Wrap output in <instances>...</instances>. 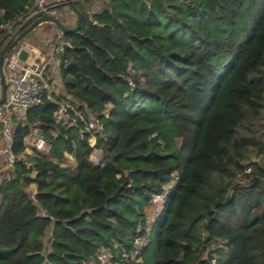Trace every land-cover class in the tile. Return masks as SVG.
<instances>
[{
    "label": "trees",
    "instance_id": "1",
    "mask_svg": "<svg viewBox=\"0 0 264 264\" xmlns=\"http://www.w3.org/2000/svg\"><path fill=\"white\" fill-rule=\"evenodd\" d=\"M75 1L83 20L64 34L61 72L102 123V163L79 117L67 128L56 103L30 109L13 151L39 124L55 159L35 156L34 176L18 163L0 183V264H89L102 248L120 264H264V139L238 130L264 112V0H108L99 12ZM32 6L0 0V39ZM251 148L261 162L243 175ZM174 174L141 261L127 262L122 248L145 233L151 196Z\"/></svg>",
    "mask_w": 264,
    "mask_h": 264
},
{
    "label": "built area",
    "instance_id": "2",
    "mask_svg": "<svg viewBox=\"0 0 264 264\" xmlns=\"http://www.w3.org/2000/svg\"><path fill=\"white\" fill-rule=\"evenodd\" d=\"M62 7H65V9L69 8L64 0H33V6L30 11L11 24L17 26L22 23L20 26L23 29L26 25H30L33 21L43 16L51 15L58 18V14L61 13L60 8ZM74 19H76V17ZM9 25L10 24L3 27V33L0 39V43L3 44L0 49V58L3 50L19 35V31L15 34H11V30L5 35L4 31H7L6 27ZM71 25L72 24H70L69 27H72ZM64 34L65 33L60 30L57 40L55 42L47 43V46L50 45V49L47 51L45 58H42L39 55L35 57L33 55V46L23 39L19 41L5 57L3 68L4 72L5 70L9 72V77L6 76V97L2 104H0V183L16 178L15 168L18 163L22 162L27 164L28 167L31 166L29 164L33 163L32 159L27 160L25 156L27 152L28 154L32 153L29 146H32V150L37 152V156L48 157L52 160L55 159L52 155V143L44 136L36 133L37 130L41 131V126L39 124H36L31 132L25 137V152L22 154H16L13 151L15 132L20 125L25 124L28 111L43 104L47 100L56 103L58 106L54 114L57 123L67 128L75 127L77 125V117H79L85 126L84 130H86V132L90 130V127H93V132L97 131L98 127H100L102 133L103 126L98 116L90 111L86 103L79 101L72 95L68 94L65 89L61 72V63L65 54V47L68 44L64 41ZM23 51L28 52V57L25 60L21 58V53ZM38 57L43 59L39 65L37 63ZM9 85L11 86L10 91ZM1 95L2 84L0 77V98ZM71 112L74 115H72ZM103 112L102 114L105 115V117H108L110 114L106 115ZM92 133H90L89 136V144L94 149L91 154V161L95 165H101L103 158H97L94 156L100 151L97 150L99 148L97 147V142L95 144L91 141V136H93ZM100 134H98L97 137ZM56 135L57 134H55V136ZM255 163H257V161L247 162L244 165L243 175L251 173L255 167ZM32 171H35V168L32 167ZM173 176L174 179L165 185L163 193L153 194L151 196L150 205L152 207L153 205H158V208L155 210L156 216L153 221L150 222L149 217L146 216L148 226L146 227L145 233H139L135 237L132 249L126 250L125 248H122V258L127 262L141 261L143 251L150 241L152 224L161 214L166 203V196L172 190L178 179L177 174H174ZM35 194L32 195V197H34ZM49 232V244L47 245L44 241V253L46 255L52 250L53 243L51 238L52 232ZM115 259L116 256L114 252L110 249L102 248L96 253L95 258H93L89 264H120V262L115 261Z\"/></svg>",
    "mask_w": 264,
    "mask_h": 264
},
{
    "label": "rangeland",
    "instance_id": "3",
    "mask_svg": "<svg viewBox=\"0 0 264 264\" xmlns=\"http://www.w3.org/2000/svg\"><path fill=\"white\" fill-rule=\"evenodd\" d=\"M52 1V0H51ZM98 2L96 4V6L98 7V10L101 11L105 8H107L108 6V0H94L93 2ZM93 2H91L92 4H88V7L89 9L93 10L94 9V6L92 7V5L94 4ZM87 7V6H86ZM63 10H65V7H62L60 8V12L58 14V16L64 20V22H67V23H70L72 24L71 26H74V24L76 23V19H74V16L73 18L71 19H68L65 15H64V12ZM75 15V14H74ZM76 17V16H75ZM22 23L18 24L16 29H18L20 27ZM59 32V28L52 22V21H44L42 22L41 24H39L33 31H31L28 35H26L25 38H23V40L29 42L33 48H34V53L33 55L35 57L38 56V53H39V50L43 47L42 43H41V40L42 38H48L50 35H53V34H57ZM57 40V37L55 35H53V37H51V40L49 41L50 43L51 42H55ZM46 49L47 51L50 49V45L46 46ZM43 61V59L41 57H38V65ZM129 72L131 74H135V72L132 70V69H129ZM5 75L7 77H9V72L7 70H5ZM11 90V86L9 85V91ZM112 106L109 105L107 107V109L103 112L105 113L106 115H108L110 113V110H111ZM72 118V116H71ZM74 118V117H73ZM247 123L249 124V126L247 125ZM239 133L241 135H250V136H254L256 138H260V139H264V112L258 117V118H252L250 120V122H245L244 124H241L239 126ZM35 132V131H34ZM87 132L89 133H92L93 132V127H90V130H88ZM36 133H39L38 135H41V136H44L42 131L40 130H37ZM57 132L56 131H52L51 132V135H55ZM83 133H86V130H82V134ZM101 133V128L98 127V130L97 131H94L92 133L93 136H91V141L92 143H95L97 142V135ZM97 134V135H96ZM102 138H105V135L103 134V132L100 134ZM45 137V136H44ZM182 143V140L180 138H178L176 140V144L177 146H180ZM53 145V144H52ZM31 149L30 151L32 152L31 154L27 152V154L25 155L26 156V159L27 160H30V159H33L34 156H37V152L35 150H32V146H29ZM98 151L100 152H97L96 156L97 158H103V152L101 151V149H97ZM245 156V164L248 162L247 161V153L244 155ZM96 159V158H95ZM248 159L250 160V162H254V161H257V163L261 162V158H258L256 155H255V149L254 148H251L250 149V152H248ZM61 164L64 166V167H75L76 166V160H75V156L73 154H66V157L65 159H63V161H61ZM31 165L30 167L32 168H35V164L32 163V164H29ZM233 171V168H231V173ZM229 172V171H228ZM33 176L36 174V171H32L31 173ZM223 177L228 180L229 178L227 177V173H224L223 174ZM240 178V177H239ZM213 181H215L217 184L221 182V175L220 174H216L214 177H213ZM237 181H238V178H237ZM241 183H243V185H247V181H241ZM35 186L36 185H31L29 188H28V191L29 193L32 195H34V191H35ZM37 189V188H36ZM2 205V197L0 195V207ZM158 208V205H153V207L150 205L148 208H146L144 214H146L147 217H149V221H153L154 217L156 216L155 213H156V209ZM52 230V229H51ZM50 239V232L48 233V235L44 238V241L46 242V244L48 245V240ZM118 246V245H117ZM214 262H216V260H214Z\"/></svg>",
    "mask_w": 264,
    "mask_h": 264
},
{
    "label": "water",
    "instance_id": "4",
    "mask_svg": "<svg viewBox=\"0 0 264 264\" xmlns=\"http://www.w3.org/2000/svg\"><path fill=\"white\" fill-rule=\"evenodd\" d=\"M64 2L66 3V5L71 9V11L76 16V23L74 26L69 27V26L64 25L61 22V20L55 16L48 15V16L40 17V18L36 19L35 21H33L23 31H21V33H19V35L15 38V40L3 50L2 54H1V58H0V77H1V84H2V95L0 98V104H2V102L5 100L6 93H7L6 75H5L4 68H3L4 60H5L7 53L19 41H21L23 38H25L26 35H28L31 31H33L39 24H41L44 21H48V20L52 21L64 33H75V32L79 31V29L81 27V22L83 20V14H82L81 10H79V8L76 6L75 0H64ZM27 57H28V52L23 51L21 53V58L25 60Z\"/></svg>",
    "mask_w": 264,
    "mask_h": 264
},
{
    "label": "crops",
    "instance_id": "5",
    "mask_svg": "<svg viewBox=\"0 0 264 264\" xmlns=\"http://www.w3.org/2000/svg\"><path fill=\"white\" fill-rule=\"evenodd\" d=\"M79 1H84V0H79ZM94 0H92V2H93ZM94 4L92 5V7L94 6V9L92 10V12H99V10H98V7L96 6V4L98 3L97 1L96 2H93ZM89 4V3H88ZM88 4L85 6L87 9L89 8V7H91V6H89L88 7ZM90 4H92L91 2H90ZM63 12H64V15L68 18V19H71V18H73V16H74V18H75V15H74V13H72V11H71V9H69V8H66L65 10H63ZM58 18L61 20V22L62 23H64V25H70L69 23H67V22H64V20H62L59 16H58ZM16 27L17 26H13L12 24H10L9 26H7L6 27V32L4 31V33H5V35L7 34V32H9L10 30H11V34H15L16 32H18L19 31V33H21V31H23V30H21L22 28H21V26L18 28V29H16ZM10 34V33H9ZM10 34V35H11ZM59 34H60V29H59V32L57 33V34H53V35H55L56 37H58L59 36ZM10 35H9V37H10ZM53 35H50L48 38H42V40H41V43H42V45H43V47L39 50V53H38V55L39 56H41L42 58H45L46 57V53H47V49H46V46H47V43H49V41L51 40V37H53ZM32 185H36L35 186V191H34V193H36L37 192V184H32Z\"/></svg>",
    "mask_w": 264,
    "mask_h": 264
}]
</instances>
